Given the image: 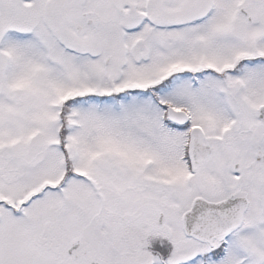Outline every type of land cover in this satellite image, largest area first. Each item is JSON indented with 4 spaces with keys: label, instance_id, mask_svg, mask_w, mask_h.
<instances>
[{
    "label": "snow or ice",
    "instance_id": "obj_1",
    "mask_svg": "<svg viewBox=\"0 0 264 264\" xmlns=\"http://www.w3.org/2000/svg\"><path fill=\"white\" fill-rule=\"evenodd\" d=\"M0 264H264V0H0Z\"/></svg>",
    "mask_w": 264,
    "mask_h": 264
}]
</instances>
